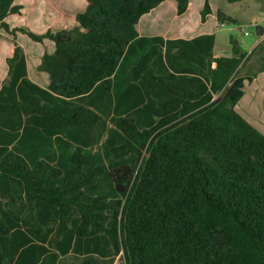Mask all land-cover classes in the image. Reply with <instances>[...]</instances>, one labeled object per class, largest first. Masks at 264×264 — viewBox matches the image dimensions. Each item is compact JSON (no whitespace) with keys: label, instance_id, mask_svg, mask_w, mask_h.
Listing matches in <instances>:
<instances>
[{"label":"trees","instance_id":"trees-1","mask_svg":"<svg viewBox=\"0 0 264 264\" xmlns=\"http://www.w3.org/2000/svg\"><path fill=\"white\" fill-rule=\"evenodd\" d=\"M42 1L46 27L36 33L28 19L36 0H0V122L20 130L30 115L43 133L32 128L22 144L44 148L45 129L56 125L72 140L82 133L90 144L83 145L98 151L64 149L56 167L28 155L32 168L0 153V264L29 241L8 252V236L21 227L38 233V204L58 211L57 230L49 228L55 236L76 216L77 238L103 242L99 257L108 260L86 256L82 264H113L119 254L124 264H264V135L235 111L244 55L234 47L229 58L213 57L215 25L231 21L214 8L217 0H202L197 13L200 0ZM178 27L209 32L190 40L196 50L200 39L206 45V95L192 101L176 90L179 99L163 103L156 121L120 116L112 100L100 107L98 96L114 94L122 71L130 70V81L153 76L159 45L134 56V44ZM0 143L12 141L3 135ZM30 253L33 264L35 247L19 258Z\"/></svg>","mask_w":264,"mask_h":264},{"label":"crops","instance_id":"crops-1","mask_svg":"<svg viewBox=\"0 0 264 264\" xmlns=\"http://www.w3.org/2000/svg\"><path fill=\"white\" fill-rule=\"evenodd\" d=\"M201 2L202 0H200L195 13L200 9ZM214 8L220 10L231 21L215 25L213 57L229 58L232 56L234 47L244 55L237 73V77L244 80L243 95L235 105V111L264 135V0H217ZM251 25L254 28L261 27L263 35L259 37L255 34L253 37L242 28L239 30V26ZM184 30L181 27L175 30H159L146 37L147 39L156 37V40L150 42L144 40L135 43L131 50L134 56L140 55L141 50H152L154 46L159 45V53L151 61L154 77L141 75L140 79L130 81L128 79L130 70L122 71L113 81L115 85L114 94L102 92L104 95L98 96L99 101H97L100 107L107 109L112 100L111 108L112 110L115 109L120 116L121 113L134 115L139 112L143 116L142 121H150V119L156 121L160 117L154 113L162 109L163 103L171 102L173 104L174 100L179 99L175 93L176 90L181 93V98L184 97L192 101L203 98L207 93L208 85L206 61L204 60V53L201 52L206 50V45L204 40L200 39L196 44V50L190 40L209 32L199 30L197 33L191 34ZM249 37L251 38L248 42ZM159 38H163V41L158 40ZM179 39L186 41L181 42ZM161 80L170 85L168 88L172 90L162 85ZM3 84H7V81ZM217 97L218 95H214L213 100ZM135 100L138 102L135 103ZM42 102L44 103V101ZM149 115L150 118H148ZM32 121L30 115L23 116L21 118L22 128L13 131L9 129L10 120L5 119V123L0 122V138L4 135L12 141L10 145L0 143V153H16V156L24 160L26 166L32 168L33 165L28 159V155L38 159L36 163L40 162L50 167H56L60 163L64 149L72 152L79 147L84 152L89 150L91 153H97L98 151L96 147L93 149L86 147L90 144L82 133H72L75 137V140H72L56 125L52 131L50 128L45 129L47 133L44 136H50L47 137L50 140L44 148L40 149L33 143L22 144L21 141L26 139L29 133H32L30 132L32 128H35L34 133L37 136L43 133V129L35 126ZM48 126L46 125V127ZM16 135L17 138L15 139ZM85 143L86 146L83 145ZM46 154L51 156L52 160L47 161L45 159ZM10 186L13 187L12 191H18L20 187L15 180L10 181ZM32 212L38 220V225L35 227L39 229L38 233L34 235L27 228L21 227L18 232H13L14 235L8 236L5 241L8 252L25 239H29V241L27 244L19 246L17 253L8 259L7 264H28L32 257L31 253L24 254L21 259L19 255L31 247L37 248V252L40 254V257L33 264H53L54 262L55 264L62 262L63 264H82L87 258L86 256H92L95 261L108 260V257L107 259L99 257L103 242L93 241V236L76 237L75 231L78 227L76 216L73 217L74 221L66 222L61 233L55 236V232H50L49 228L54 227V230H57L58 211L53 207L38 204L34 206ZM72 222H75V225ZM54 238V243H52ZM92 263L96 264L94 261Z\"/></svg>","mask_w":264,"mask_h":264},{"label":"rangeland","instance_id":"rangeland-1","mask_svg":"<svg viewBox=\"0 0 264 264\" xmlns=\"http://www.w3.org/2000/svg\"><path fill=\"white\" fill-rule=\"evenodd\" d=\"M165 10L169 11V9L171 8L170 6L168 5H165ZM44 8H45V4L42 0H36L34 6H33V9L31 10V12L29 13V18L30 21L32 22V26H31V29L33 31H35L36 33H39V32H42L44 31L45 27H46V22L43 18V13H44ZM11 19V20H10ZM9 19V23L11 24H15L17 25L18 23H24L23 25L26 24V22L22 19V20H19L17 17H12ZM243 29L245 31H247L251 36H255V28L253 25L251 26H239V30L240 29ZM239 33V32H238ZM236 36V35H235ZM23 39H22V42L23 44L25 45V47H32L31 45H29L31 42L24 36H21ZM251 37H249L247 39V41L249 42V39ZM63 264V262L61 263ZM114 264H124V260L122 258V254H119L115 260H114Z\"/></svg>","mask_w":264,"mask_h":264},{"label":"water","instance_id":"water-1","mask_svg":"<svg viewBox=\"0 0 264 264\" xmlns=\"http://www.w3.org/2000/svg\"><path fill=\"white\" fill-rule=\"evenodd\" d=\"M255 34L261 37L263 35V29L259 26L255 27Z\"/></svg>","mask_w":264,"mask_h":264},{"label":"built area","instance_id":"built-area-1","mask_svg":"<svg viewBox=\"0 0 264 264\" xmlns=\"http://www.w3.org/2000/svg\"><path fill=\"white\" fill-rule=\"evenodd\" d=\"M246 35V33H244Z\"/></svg>","mask_w":264,"mask_h":264}]
</instances>
